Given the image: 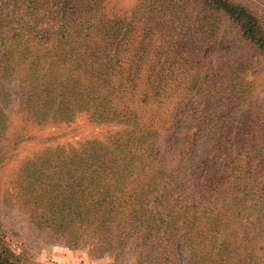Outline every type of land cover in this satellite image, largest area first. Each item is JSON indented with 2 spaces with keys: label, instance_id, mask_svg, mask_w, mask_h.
Here are the masks:
<instances>
[{
  "label": "rangeland",
  "instance_id": "374dc122",
  "mask_svg": "<svg viewBox=\"0 0 264 264\" xmlns=\"http://www.w3.org/2000/svg\"><path fill=\"white\" fill-rule=\"evenodd\" d=\"M229 1L249 8L264 28V0ZM205 2H99L95 16H89L88 20L91 24L98 18L102 24L108 21L109 34L119 33L121 41L115 46L124 65L122 73H115L112 79L116 87L108 92L104 108L107 116L102 115L105 119L92 117L87 108L69 120L29 119L20 101L17 76L20 71L6 78L0 90V109L6 116L4 128H0V249L8 261L13 264H147L143 261L147 259L150 264H158L163 258L162 264H201L191 259L194 243H183L182 234L177 233L186 230L185 224L177 222L175 226L179 229L165 240L151 235L143 239L139 232H132L131 208L123 205L117 215L128 217V221L115 225L107 237L92 235L83 226L76 232V224H66L69 216L65 211L59 215L38 199H26L22 174L27 163L47 151L60 149L67 153L85 143H128L132 146L129 149L137 151L140 163L129 167L132 176L125 181L124 190H134L139 182L143 189L148 188L154 178L172 179V190L174 185L179 186L174 195L169 194L168 200L176 204L175 215L182 213L183 221L199 223L203 210L195 214L196 210L186 211L182 207L194 205L186 201L190 197L198 199L214 191L204 186L201 175L210 179L216 170L225 172L227 161L244 144L247 153L244 151L242 155L246 158L254 139L250 132L236 134L234 142L223 153L220 138L227 125L244 122L251 112L252 117L258 116L262 130L259 133L264 135V51L242 36L226 12ZM122 23L127 27H119ZM104 30L92 36L103 42ZM110 41L109 38L104 43ZM129 71L135 73L134 85L121 87ZM134 126L140 130L137 137L131 133ZM261 143L264 144V136L258 137V151ZM261 152L260 157L264 155V148ZM116 183L119 186L122 180ZM257 206L264 218V199ZM229 223L235 226V236L238 232L243 237L254 234L259 227L256 222L253 229L251 225ZM226 233L230 234L231 241L224 248L227 254L235 256L236 239L231 230ZM195 237V232L187 234V238ZM209 247L208 243L205 251ZM149 254L152 255L146 258ZM231 264L241 263L234 260Z\"/></svg>",
  "mask_w": 264,
  "mask_h": 264
},
{
  "label": "trees",
  "instance_id": "16d2710c",
  "mask_svg": "<svg viewBox=\"0 0 264 264\" xmlns=\"http://www.w3.org/2000/svg\"><path fill=\"white\" fill-rule=\"evenodd\" d=\"M100 1L0 0V90L7 77L20 71L17 75L20 101L29 119L39 122L69 120L85 108L91 110L96 119L107 116L104 112L107 95L116 87L112 79L115 73H122L124 65L115 46L121 41L119 33L109 34L108 21L104 20L102 24L98 18L91 24L88 20L89 16H95ZM205 4L226 12L242 36L264 51V28L249 8L229 0H206ZM214 23L217 25L216 21ZM119 27L127 25L122 23ZM100 29H105L103 42L92 36V33L102 31ZM109 38L111 41L104 43ZM134 79L135 73L129 71L120 83L121 87H132ZM247 114L244 122L227 125L220 146L225 153L236 134L250 132L254 139H251L249 156L242 155L244 151L247 153V146L239 142L240 150L227 161L225 172L216 170L210 179L201 175L204 186H210L214 191L198 199L190 197L186 201L194 205L182 207L186 211L196 210L195 214L203 210L199 223L183 221L182 213L175 215L178 212L176 204H170L168 200L169 194L179 186L174 185L172 190V179L154 178L148 188L143 189L139 182L134 190H124L132 176L129 167L140 162L137 151L128 148L132 147L130 144L122 145L117 141L113 145L85 143L78 150L67 153L60 149L42 153L23 167L24 194L27 200L38 199L59 215L65 211L69 216L66 224H76V232L83 226V230L90 229L92 235L107 237L115 225L128 221V217L124 219L117 215L121 206L127 205L131 208V230L139 232L143 239L151 235L165 240L179 229L175 226L177 222L185 224L186 230L177 233L182 234L183 243H194L191 252L194 261L231 264L238 260L241 264H264V218L260 208L257 210V202L264 199V155L260 157L264 144L261 143L258 151L257 143L258 137L264 135L259 133L262 130L258 116L252 117L251 112ZM5 118L0 109V128H4ZM139 132L136 126L131 131L135 137ZM121 180V185L117 186L116 181ZM229 222L243 227L251 225V229L256 222L259 227L254 234L245 232L247 236L243 237L238 232L235 236V226ZM226 230H231L236 239L235 256L227 254L224 248L231 241ZM193 232L196 237L187 238V234ZM208 243L209 251H205ZM162 260H158V264H162ZM143 261L150 264V260ZM0 264H13L1 249Z\"/></svg>",
  "mask_w": 264,
  "mask_h": 264
}]
</instances>
